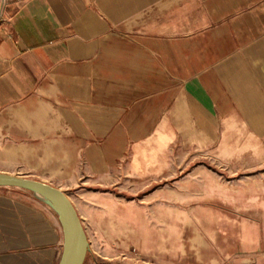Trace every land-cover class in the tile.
Listing matches in <instances>:
<instances>
[{
    "label": "crops",
    "instance_id": "0c3cea01",
    "mask_svg": "<svg viewBox=\"0 0 264 264\" xmlns=\"http://www.w3.org/2000/svg\"><path fill=\"white\" fill-rule=\"evenodd\" d=\"M183 157L264 163V0H0V172L66 193ZM64 238L0 186V264H59Z\"/></svg>",
    "mask_w": 264,
    "mask_h": 264
},
{
    "label": "rangeland",
    "instance_id": "374dc122",
    "mask_svg": "<svg viewBox=\"0 0 264 264\" xmlns=\"http://www.w3.org/2000/svg\"><path fill=\"white\" fill-rule=\"evenodd\" d=\"M66 193L102 263L264 264V163L175 158L159 177L112 171Z\"/></svg>",
    "mask_w": 264,
    "mask_h": 264
},
{
    "label": "water",
    "instance_id": "95a60500",
    "mask_svg": "<svg viewBox=\"0 0 264 264\" xmlns=\"http://www.w3.org/2000/svg\"><path fill=\"white\" fill-rule=\"evenodd\" d=\"M0 186L20 187L41 196L61 214L65 222V238L59 264H74V259L87 251L86 232L82 219L67 194L40 180L0 172ZM84 247V252H81Z\"/></svg>",
    "mask_w": 264,
    "mask_h": 264
},
{
    "label": "bare ground",
    "instance_id": "6f19581e",
    "mask_svg": "<svg viewBox=\"0 0 264 264\" xmlns=\"http://www.w3.org/2000/svg\"><path fill=\"white\" fill-rule=\"evenodd\" d=\"M81 252H84V247H83V249H82ZM82 255H83V253H81L80 255H78L77 257H75L74 264H80L81 263Z\"/></svg>",
    "mask_w": 264,
    "mask_h": 264
}]
</instances>
